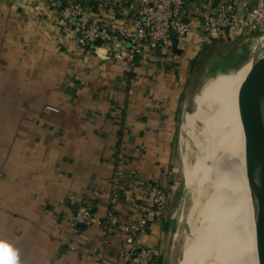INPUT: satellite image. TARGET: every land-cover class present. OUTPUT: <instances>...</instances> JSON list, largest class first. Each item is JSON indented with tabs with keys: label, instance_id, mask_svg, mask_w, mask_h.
<instances>
[{
	"label": "crops",
	"instance_id": "crops-1",
	"mask_svg": "<svg viewBox=\"0 0 264 264\" xmlns=\"http://www.w3.org/2000/svg\"><path fill=\"white\" fill-rule=\"evenodd\" d=\"M85 1L89 17L127 46L135 0ZM213 10L208 0H190L186 37L157 52L127 51L116 59L105 47H79L78 27L47 0H0V243L12 250L15 264H126L128 235L118 224L138 222L141 213L131 199L141 202L148 194L132 186L134 175L168 192L163 216L137 242L154 251L153 264H174L181 173L185 168L190 185L196 162H189L190 153L180 162L185 114L196 94L193 126L207 91L202 72L215 64L233 71L252 54L250 37L238 30L219 37L202 32ZM117 149L125 152L127 185L118 224L104 241L102 226L74 227L73 217L89 200L94 214L106 217ZM103 244L100 261L94 250Z\"/></svg>",
	"mask_w": 264,
	"mask_h": 264
},
{
	"label": "built area",
	"instance_id": "built-area-1",
	"mask_svg": "<svg viewBox=\"0 0 264 264\" xmlns=\"http://www.w3.org/2000/svg\"><path fill=\"white\" fill-rule=\"evenodd\" d=\"M29 1V0H27ZM190 0H135L129 10L133 16V30L127 36V46L115 31L89 17L85 0H47L50 9L60 13L63 20L74 24L79 29L77 37L81 48L97 49L105 47L110 57L120 59L129 51L133 56H141L144 52H157L167 48L173 39H182L191 32V25L184 19V10ZM213 10L209 24L202 27V32L210 37L226 36L227 33L240 31L243 35L264 37V0H208ZM240 4V6H238ZM260 37V38H261ZM113 54V56H112ZM55 110V108L49 107ZM125 152L117 149L113 159L115 169L111 179L110 206L106 217L101 219L93 212V204L89 200L81 205L73 217V226L103 227V239L109 233V227L118 224L117 205L121 191L127 185L122 170ZM132 186L148 189L146 198L138 202L131 199L132 206L141 213V219L132 224H118L121 232L126 233L129 248L123 255L126 264H153L154 251L138 244L136 237L146 234L148 224L160 219L167 206L168 192L157 183L143 181L136 175L132 177ZM103 241V242H104ZM105 245L94 250L100 261L104 258Z\"/></svg>",
	"mask_w": 264,
	"mask_h": 264
},
{
	"label": "bare ground",
	"instance_id": "bare-ground-1",
	"mask_svg": "<svg viewBox=\"0 0 264 264\" xmlns=\"http://www.w3.org/2000/svg\"><path fill=\"white\" fill-rule=\"evenodd\" d=\"M263 56L264 52L260 58ZM247 62L249 66L251 63L253 66V60ZM237 87L239 88L234 89L231 94V100L234 101L232 105L236 109L233 131L237 136H241L242 128L245 127L244 119L247 120L245 115L248 114L250 95L245 94V89ZM195 99L196 94L194 106ZM193 112L194 109L192 112H186L184 127L188 126ZM248 132L245 133L244 139L236 142L233 156L222 163L220 158L226 150L224 147L215 148L218 147L215 146L216 136L214 141L210 142L214 146L208 143L203 147L197 166L190 175V183L200 194L205 191L206 201L200 205L202 195H199L195 202L193 214L188 219V225L192 230L195 229L194 243L189 250L182 253L180 264H264V253L260 250L264 247V221L258 195V171L255 159L251 160L249 155L253 144L249 134L251 132ZM230 222L236 224L237 231L235 230L234 237L228 240L225 236Z\"/></svg>",
	"mask_w": 264,
	"mask_h": 264
},
{
	"label": "rangeland",
	"instance_id": "rangeland-1",
	"mask_svg": "<svg viewBox=\"0 0 264 264\" xmlns=\"http://www.w3.org/2000/svg\"><path fill=\"white\" fill-rule=\"evenodd\" d=\"M260 37L261 36L259 35L258 36H255V35L246 36V38H249L247 39L248 40L247 42L252 43V48L251 47L249 48L250 54L254 52L257 46L259 45L262 46V44L264 45V37H261V38ZM244 63L237 64L235 68L233 69V71H229L228 69H225L223 71L219 67H217V65L215 64V66L212 65L210 67L212 70H210L209 72L208 71L202 72L201 80H203L204 76L208 74V77L204 81L205 88H203V89L207 88V91L206 92L203 91L200 94L199 103L196 107V113L194 114L195 121L193 123V126L184 127V134L181 137V141L179 145V149L181 153V160H180L181 163H183L184 155H188L190 153L189 162L196 161L195 166L193 167V169H195V167L197 166V160L200 158L202 154L203 147L207 145L208 143H209L208 145L212 144L210 142L212 140L214 141L215 136L217 137L216 138L217 143L215 144V146L218 145V147H215V148L220 149L221 147L222 148L224 147V149L226 150V152L224 153V156L220 158V162L222 163L225 160L229 159L231 156H233L234 150L236 147V142H239L240 140H242V138L244 139L246 137L245 133L248 132V129L250 130L249 132H251V129L249 126V110H248L247 115H245L244 113L245 118L247 117V120L244 119L245 129L242 128L243 131L242 130H241L242 132L240 131L241 136L239 135L237 136V133H234L233 131V127L235 126V123H236V121L233 119L235 118L234 114L236 113V109L232 105L234 101L231 100L233 96L231 94L234 93L233 92L234 89L237 90V88H239L237 86H240L241 88H243V90L245 89L244 90L246 91L245 94L248 93L250 95V88L253 82L252 77H253L254 71H253L252 63L250 64V66L248 65L249 62L247 63L244 62ZM201 80H198L195 89L198 90L199 87H201L202 85ZM193 109H194V102H191V105L189 106L188 110L192 111ZM251 135L250 137H252ZM220 140H221V144H219ZM212 145L214 146V144ZM180 167H181V172L184 169V171L181 173L183 177V182H182V188H181V195L179 198L181 201L179 213L183 215H182V227L178 235L179 237H177L179 246L177 247L178 252L174 255V261H175L174 264L181 263L182 253L186 250H189L194 243L193 235L195 233V229L192 230V227L188 225V219L193 214V211L195 208V202L196 200L199 199L198 196L202 195L200 205H203L206 201L205 191L203 190L204 193L200 194L199 190L193 189V186H191V183L189 185L188 181H186V178H185L186 169L183 168L182 165ZM231 223L232 222H230V224L228 225V228H227L228 232H227V235L225 236V238L228 240H231L234 237L233 235L235 233V230L237 229L236 224L234 223L231 224Z\"/></svg>",
	"mask_w": 264,
	"mask_h": 264
},
{
	"label": "water",
	"instance_id": "water-1",
	"mask_svg": "<svg viewBox=\"0 0 264 264\" xmlns=\"http://www.w3.org/2000/svg\"><path fill=\"white\" fill-rule=\"evenodd\" d=\"M263 52L264 45H259L248 58V60H253L254 71L250 96L248 98V106L249 126L251 129L253 144V150L251 148L249 155L251 160L255 159L256 162L259 180L258 195L261 201L260 211L264 221V56L263 58H260ZM260 250L264 253V247L260 248Z\"/></svg>",
	"mask_w": 264,
	"mask_h": 264
},
{
	"label": "snow or ice",
	"instance_id": "snow-or-ice-1",
	"mask_svg": "<svg viewBox=\"0 0 264 264\" xmlns=\"http://www.w3.org/2000/svg\"><path fill=\"white\" fill-rule=\"evenodd\" d=\"M0 264H15L12 250L3 243H0Z\"/></svg>",
	"mask_w": 264,
	"mask_h": 264
}]
</instances>
